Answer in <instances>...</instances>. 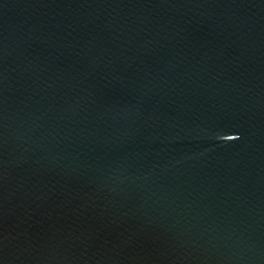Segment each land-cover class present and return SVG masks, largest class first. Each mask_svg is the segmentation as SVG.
Segmentation results:
<instances>
[{"label":"water","instance_id":"obj_1","mask_svg":"<svg viewBox=\"0 0 264 264\" xmlns=\"http://www.w3.org/2000/svg\"><path fill=\"white\" fill-rule=\"evenodd\" d=\"M0 264H264V0H0Z\"/></svg>","mask_w":264,"mask_h":264}]
</instances>
